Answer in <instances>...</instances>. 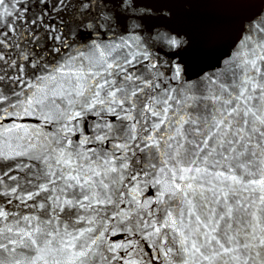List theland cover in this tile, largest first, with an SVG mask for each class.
<instances>
[{"label":"snow or ice","instance_id":"6c2138e0","mask_svg":"<svg viewBox=\"0 0 264 264\" xmlns=\"http://www.w3.org/2000/svg\"><path fill=\"white\" fill-rule=\"evenodd\" d=\"M123 3L0 0V121L5 114L19 115L15 110L24 105L13 101L21 96L26 113L33 104L38 105L37 93L43 90L37 89V84L60 85L71 98L69 106L79 109L67 114L66 123L62 121L64 135L53 141L55 148L49 146L31 155L16 153L28 155L23 163L0 152V160L12 159L17 172L26 170L21 172L24 185L16 176L8 177L12 181L8 185L0 178V223L10 218L4 206L11 207L14 199L29 211L53 213L46 223L35 216H13L15 230L0 228V257L5 252L14 254L20 245L63 243L65 249H80L76 258L81 264H131L125 262L133 250L131 241L109 243L105 234L111 230L103 222L99 228L87 230V240L84 232L65 230L62 235L55 223L61 214L76 208L98 214L100 206L110 205L113 212L105 218L130 232L123 221L134 227L136 222L120 208L127 199L143 213L137 231L145 240L151 239L154 253L163 250L165 257L172 253L176 240L169 230H173L179 238L178 259L187 255L194 264H264V55L256 52L251 36L241 40L250 49L251 58L243 60L244 79L239 88L228 84L237 97L231 98L226 88L210 81L218 89L214 95L223 111L207 118L183 119L187 102L195 97L170 87L169 82H178L181 72L187 70L179 55V64L172 67L171 56L162 61L146 49L121 55L123 48L129 47L123 42L103 45L101 51L97 33L106 35L117 27L109 14ZM259 15H264V9L242 20L239 32ZM256 31L264 40V27ZM238 55L243 58L242 53ZM85 63L87 72L65 71ZM199 91L198 82L186 90ZM26 92L32 93L31 97ZM220 93L229 99L221 100ZM178 96H182L180 101ZM174 104L181 107L180 114ZM5 106L12 111L5 113ZM197 110L192 106V111ZM88 116L95 118L90 137L83 136L79 127L82 120L87 123ZM73 121L75 126H70ZM15 129L27 133L20 125ZM73 132H81L83 138L74 143L70 139ZM20 138L31 140L27 135ZM81 148L83 151H78ZM94 161L103 171L96 170ZM257 175L259 179L252 178ZM58 183L64 187L60 195H53ZM145 183L157 187L155 202L136 199L135 193ZM73 186L87 188L88 193L75 201L63 198L65 190ZM94 186L99 190L94 191ZM37 198L44 203H37ZM173 204L177 206L173 208ZM157 214L159 220L155 219ZM64 236L71 238L65 240ZM119 249L128 251L121 256ZM156 258H148L145 264Z\"/></svg>","mask_w":264,"mask_h":264},{"label":"water","instance_id":"95a60500","mask_svg":"<svg viewBox=\"0 0 264 264\" xmlns=\"http://www.w3.org/2000/svg\"><path fill=\"white\" fill-rule=\"evenodd\" d=\"M133 2L135 3L136 0H133ZM142 2L145 6L155 9L157 13L161 9L169 10L171 17L163 15L145 17L144 22L148 26V30H145L142 25H138L131 20L124 25V17H121L120 22L124 25L123 27L117 26L111 31H106V35L97 33V36L101 37L97 41L101 45V51L103 52V45L112 43L121 44L123 42L129 47L123 48L121 55L146 49L148 53L154 57H159L162 61H168L171 56L174 61V64L171 65L172 67L179 64V57L177 56L179 55L186 61L187 70L181 72L178 82L170 81V87L173 89L179 88L182 95L187 94L188 96L195 97L194 100L187 102L189 107L184 109L182 113L183 119H187L189 116L207 118L209 115L215 116L217 112L223 111L221 104L217 102L214 95L218 92V89L210 81L215 80L217 84L226 88L231 98L235 99L237 97V93L233 92L228 87V84L239 88L240 81L244 79V74L241 72L243 60L251 58L250 49L246 48L241 43V40L251 36V42L256 52L264 55V47H260V45H264V40L260 39V33L256 31L257 28L264 27V15L255 17L251 22H246L245 30L242 32H239L240 24L248 16L264 9V0H142ZM18 6L16 5V7ZM6 7L10 11L12 10L11 6L7 3ZM116 8H119L118 4ZM153 25H162L170 28L172 34L177 36L181 34L187 35L190 41L188 48L180 52L171 53V55L167 54L160 46V36L155 29H151ZM178 33L180 34L178 35ZM137 45H139V48H137ZM238 53H242L243 58ZM86 55L91 54L86 53ZM233 64H235V68ZM261 68L264 70V63L261 64ZM69 70L74 72L89 71L87 63L83 66L78 64L75 68L66 69L65 71ZM225 81H227V84L224 83ZM193 82L199 83L200 91L195 93L186 92ZM36 88L43 90L37 93V99L40 101L38 105L33 104L32 108L26 113L24 108H27V105L24 104V96H21L20 100L13 101L14 103L24 105V108H17L15 110L19 115L7 116L5 114V118L0 121V152H3L5 157L13 156L16 161L21 163L26 162L28 155L32 153H39L49 146L55 148L53 141L61 140L64 135L62 132L64 123L62 121L66 123L69 118L67 114L79 110L69 106L68 101L71 98L63 92L60 85L52 88L50 83L37 84ZM16 91L20 92V89L16 88ZM26 95L31 97L32 93L26 92ZM181 99L182 96L177 97L178 101ZM220 99L227 100L229 96L220 93ZM192 106L198 110L192 111ZM173 107L176 109L177 114L181 113L180 106L174 104ZM8 111H12V109L5 106V113ZM94 119V116H88L87 123L83 120L80 122L79 127L83 136L90 137L93 134L90 126ZM108 119H111V116ZM16 125L22 126L27 130V133H18L15 129ZM70 126H75V121ZM81 132H73L70 139L74 143L78 139H82ZM25 135L31 137V140L20 138ZM118 142L113 141V143ZM31 144H35L36 147L31 148ZM78 151H83V148L78 149ZM107 151L110 153L111 148L107 149ZM16 153H27L28 155L16 156ZM107 158L100 157L98 159L103 160ZM93 163L97 171H103L96 161ZM15 168L16 165L12 159L5 158L0 160V178L4 179L5 185L12 183L8 178L9 176H16L20 179V183L24 185L21 172L26 170L17 172ZM53 168L55 170V165H53ZM28 175L31 176L32 173L29 172ZM252 178L259 179L260 176L257 175ZM35 182L34 180L33 183ZM63 187L62 183H58L56 191L52 194L60 195V190ZM32 190L35 191V189ZM98 190V187L94 186V191ZM82 193L87 194L88 189L73 186L65 190L63 198L75 201L77 198L82 199ZM23 194L21 193V195ZM44 195L47 194H41V196ZM135 195L140 203L146 200L155 202L158 190L157 187L145 183ZM28 203L31 205L32 201ZM37 203H44V200L37 198ZM176 206L175 204L172 205L173 208ZM120 208L127 214L128 219L135 220L136 222L134 227L127 220L123 221L125 227L131 229L130 232L125 231L119 224L114 225L111 219L105 218L113 212L110 205L100 206L98 214L92 212L90 209L76 208L74 212L61 214L55 223L59 224L62 235L65 230L68 233L84 232L85 236L83 239L87 240L90 235L87 230L89 228L97 229L100 227L101 222H103L111 230L105 234L109 243L126 244L131 241L133 250L127 256H125V252L128 249L118 250L121 256H125V262H131V264H145L146 260L153 256L157 258L152 260V264H185V260L188 261V264H194V261L187 257V255L183 259H178L176 248L180 246L179 238L178 234L173 230H169V235L176 240V247L173 248L172 253L166 257L163 255V250L160 253H154L152 250L154 245H152L151 239L145 240L143 233L137 231L141 227L139 217L143 213L138 212L134 205L129 204L127 199H125V203ZM4 210L11 215L7 221L0 223V228L12 227L14 230L16 220L12 218L13 216L21 214L35 216L38 220L46 223L48 217L53 215L51 212L47 215H41V211L38 209L29 211V209L22 207L19 201L15 199L12 206L5 205ZM144 219L147 220L148 218L144 217ZM155 219L159 220V214L156 215ZM90 221H94V223H90ZM21 227H23V224H21ZM70 238V236H64L65 240ZM79 250V248L73 247L65 249L63 243H60L58 246L56 244H38L31 247L20 245L14 254L5 252L0 259L3 260V264H81V260L76 258ZM145 253L147 255L142 260L141 256ZM121 264H124V262H121Z\"/></svg>","mask_w":264,"mask_h":264},{"label":"clouds","instance_id":"9594fccd","mask_svg":"<svg viewBox=\"0 0 264 264\" xmlns=\"http://www.w3.org/2000/svg\"><path fill=\"white\" fill-rule=\"evenodd\" d=\"M109 15L111 17V22L117 26L121 24L120 18L124 17V25L131 20L138 25H142L145 30H148L149 28L144 22L145 17L163 15L170 18L171 12L167 9H161L160 12L157 13L155 9L145 6L142 0H136L135 3L133 0H124V3L121 4L119 8L114 9ZM151 29L156 30L161 38L160 46L169 55H171V53L180 52L183 48H187L190 42L187 35H174L170 28L162 25H153Z\"/></svg>","mask_w":264,"mask_h":264}]
</instances>
